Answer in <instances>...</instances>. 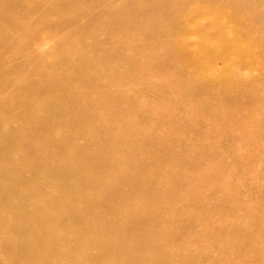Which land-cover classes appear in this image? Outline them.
Listing matches in <instances>:
<instances>
[{
	"label": "bare ground",
	"instance_id": "6f19581e",
	"mask_svg": "<svg viewBox=\"0 0 264 264\" xmlns=\"http://www.w3.org/2000/svg\"><path fill=\"white\" fill-rule=\"evenodd\" d=\"M232 5L0 0V264H264V188L250 184V205L244 188L207 199L228 179L235 134L215 141L206 96L238 97L264 121V66L231 25L254 4ZM204 9L216 40L192 57ZM248 63L255 78L239 82Z\"/></svg>",
	"mask_w": 264,
	"mask_h": 264
},
{
	"label": "rangeland",
	"instance_id": "374dc122",
	"mask_svg": "<svg viewBox=\"0 0 264 264\" xmlns=\"http://www.w3.org/2000/svg\"><path fill=\"white\" fill-rule=\"evenodd\" d=\"M226 1L229 5L230 1L233 2L232 7L236 8V2L238 0ZM252 1L254 4V15L242 10L240 18L232 22L231 25L236 29L235 31L241 30V46L255 51V53H253L254 58L251 57L252 63L257 64V66H264V0ZM223 11H230V7H224ZM191 20L189 25V42L193 47L191 48V56L198 57L199 54H201L202 47L209 50L213 45V40H216L215 37L212 36V33L215 35L218 30L216 29L217 17L212 12L204 9L198 15L193 16ZM206 35H209L211 39L207 40L205 38ZM202 37H204V40ZM238 44L240 45V41H238ZM260 50H262L263 53L260 52L258 54ZM225 65L226 63L222 58H216L211 66L215 69H222ZM252 69L249 63L242 65L238 64L232 75L235 79L239 80V82L242 81L244 83L246 80L255 78L256 71H252ZM249 90V86L246 85L244 87L245 93H248ZM253 93L258 95V87L253 89ZM260 95L264 96V92ZM205 99L210 101L207 117H203V120L207 124V128H211L210 132H212L215 141L216 139H226L235 134V138L227 143L228 153L226 155H230L231 159L233 158L227 169L228 179L221 186V191L218 193H216L214 189L210 191L207 196L208 202L210 205L219 207V204L221 205L222 203V197H220V195H224L226 191L230 190L229 188L238 190L244 188L243 195L240 198V200L244 202L246 201L245 194L248 193L250 184H255L257 187L264 188V154L254 157V155L249 152L251 147L246 139L251 138L257 132V128L253 126V123L259 125L264 124V121L260 119L259 111H251L250 106L244 107V102H238V97L236 98L235 104H227L225 106L218 98H213L212 100L210 96H206ZM217 113H219V116L216 118ZM257 144V148L264 151V136L260 138ZM210 168H215V166L208 160V168L206 169ZM234 171L238 172L239 175H234ZM202 174H206L204 170L200 175L201 180ZM215 186H217V184H215ZM198 192H201L200 188ZM248 202L249 200L246 201V204L250 205L253 201H250V203ZM259 232L261 233V243L264 244V228L262 225ZM200 243V241H194L195 246L200 245ZM180 245H174L173 249L179 251L181 248V254H184V247ZM226 263L230 264L231 261L227 260Z\"/></svg>",
	"mask_w": 264,
	"mask_h": 264
}]
</instances>
